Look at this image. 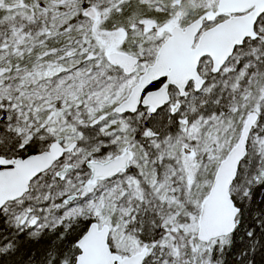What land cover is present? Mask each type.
Masks as SVG:
<instances>
[{"label":"snow or ice","instance_id":"obj_1","mask_svg":"<svg viewBox=\"0 0 264 264\" xmlns=\"http://www.w3.org/2000/svg\"><path fill=\"white\" fill-rule=\"evenodd\" d=\"M0 264H264V0H0Z\"/></svg>","mask_w":264,"mask_h":264}]
</instances>
